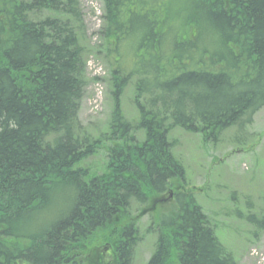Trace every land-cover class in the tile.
Instances as JSON below:
<instances>
[{"label": "trees", "instance_id": "1", "mask_svg": "<svg viewBox=\"0 0 264 264\" xmlns=\"http://www.w3.org/2000/svg\"><path fill=\"white\" fill-rule=\"evenodd\" d=\"M102 2L107 52L129 37L136 48L129 71L114 70V107L94 137L77 117L79 0H0V264H83L71 250L93 239L111 244V264H132L137 218L166 192L171 205L149 212L145 264H237L186 188L169 134L214 144L264 106V0ZM130 76L137 115L127 119L119 96ZM104 140L105 169L91 173L81 163ZM53 197L62 212L44 226Z\"/></svg>", "mask_w": 264, "mask_h": 264}, {"label": "rangeland", "instance_id": "2", "mask_svg": "<svg viewBox=\"0 0 264 264\" xmlns=\"http://www.w3.org/2000/svg\"><path fill=\"white\" fill-rule=\"evenodd\" d=\"M82 16L80 41L84 49V88L77 117L83 129L96 137L107 130L114 107L112 75L120 68L122 74L131 68L132 57L127 54L136 43L130 37L122 41L119 53H108L101 33L104 13L102 0H79ZM121 53L123 56L119 57ZM122 58V59H120ZM122 60V61H121ZM121 61L120 67L116 64ZM133 65V64H132ZM134 76L128 78L119 105L127 119L135 118L133 104ZM175 140L173 153L184 165L186 188L194 196L212 224L215 234L237 264H264V106L252 116V122L239 133L230 127L217 143L203 142L198 133L175 127L169 134ZM142 134L137 132V138ZM103 147L81 164L91 173L105 169L106 150ZM178 186V183H174ZM166 192L152 204L154 209L171 205ZM61 197V196H60ZM56 198V197H55ZM53 197L44 212V226L54 221L64 202ZM54 207L53 209H51ZM138 205H131V214L139 213ZM148 210L137 218L141 239L136 245L132 264H145L153 251L156 234L147 230ZM50 212V213H48ZM250 216L252 218L250 219ZM82 242L76 261L83 264H111L115 253L111 244ZM94 243V244H93Z\"/></svg>", "mask_w": 264, "mask_h": 264}]
</instances>
